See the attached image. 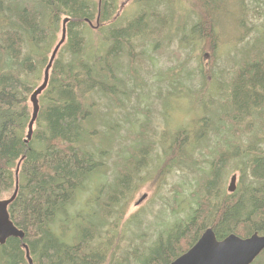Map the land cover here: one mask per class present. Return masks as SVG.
I'll list each match as a JSON object with an SVG mask.
<instances>
[{"label":"trees","instance_id":"trees-1","mask_svg":"<svg viewBox=\"0 0 264 264\" xmlns=\"http://www.w3.org/2000/svg\"><path fill=\"white\" fill-rule=\"evenodd\" d=\"M118 1L0 0V200L14 193L16 169L25 157L19 171L18 196L9 206L10 218L24 231L25 239L11 238L0 245V264H29L24 244L28 245L34 264H170L192 248L208 228L214 229L218 240L231 234L247 238L255 232L264 233V48L250 59L233 63L225 78L226 71H216L222 44L215 32L214 20L221 0H172L169 3V0H143L145 5L136 16L127 21L122 17L114 21ZM172 3L175 7L184 4L182 9L190 10L192 15L186 14L180 24L169 21V11L166 13L160 7L168 4L170 7ZM262 4L264 0H252V28L240 42L255 30ZM172 12L175 13V8ZM248 12L249 9L246 14ZM193 17L196 21L188 32L186 28ZM66 18H70L67 39L52 66L48 87L39 97L40 111L34 134L26 145L33 113L30 98L43 81ZM90 31L96 35V43L91 42ZM166 31L168 43L176 36L180 48L188 50L190 55L200 48L202 59L199 58L197 75L203 86L210 84L207 79L211 76L219 75L220 102L232 108L225 120L221 117L219 121L236 139L244 142L243 137L247 135L251 139L242 149L238 147L232 153L221 151L218 160L209 164V174L202 176L205 165L201 159H196L202 151L196 148L195 154H190L189 147L206 137L211 138L210 131L217 133L216 128H211V119L204 117L191 128L175 132L165 154L155 156L150 173H157L156 176L164 180L170 175L160 173L165 164L168 173L174 167L182 172H201V176H205L203 183L198 182V189L189 193L198 201H188L189 212L185 218L158 231V237L144 251L134 243L136 248L118 255L119 241L116 244L113 239H120L121 233L113 235L110 221L121 219L123 205L145 181L135 178L134 185L123 192L120 183L138 174L133 169L128 172L127 166L121 165L113 189L107 188L106 197V191L96 196L95 211L86 213V207L93 203H83L75 210L77 203L80 204L78 195L88 193L87 184L92 181L94 172L100 170V159H104L103 156L98 159L97 149L90 146L88 123L95 118L96 111V103L90 100L97 93L110 95L116 104L121 97H126L125 101L132 105L131 96L138 94L139 87L143 93L144 85L150 86L141 82L132 62L138 57L156 67L148 52L140 53V50L149 46L148 49L166 47L163 38ZM179 36L182 38L178 39ZM207 57L211 61H207ZM123 60L128 61V69L122 65ZM128 71L136 75L130 77ZM136 76L139 82L134 86L132 80ZM181 77L176 75V84L188 80ZM192 83L195 85L193 77ZM120 104V108L127 105ZM203 121H209L207 127ZM107 123L110 122L104 121L105 126ZM235 160L241 161L242 186L236 193L229 194L222 188L221 179L228 164ZM136 166L137 163L133 165ZM175 195L177 202L185 199L179 190ZM63 214L69 219L65 224L74 226L77 233L70 241L59 219ZM76 218L79 221L73 223ZM137 239L144 241L142 235ZM144 254L145 262L141 263ZM262 259L264 252L253 264H264L260 262Z\"/></svg>","mask_w":264,"mask_h":264},{"label":"rangeland","instance_id":"rangeland-1","mask_svg":"<svg viewBox=\"0 0 264 264\" xmlns=\"http://www.w3.org/2000/svg\"><path fill=\"white\" fill-rule=\"evenodd\" d=\"M126 1L119 0L118 6ZM168 2H172V0ZM245 5L249 8H246ZM139 6L133 0L126 4L124 9H127V11L123 12L125 15H122L126 18V21L134 15L136 16L142 10ZM182 6L184 4H178L176 7L173 4L165 8L166 13L169 11V21H175L177 24H180L186 14L192 15L190 10H183ZM173 8H175V13L172 12ZM219 8L220 11L214 20V29L222 45L219 48V54L216 59V71H226L227 76L225 78H227L231 72L233 63L250 59L252 55L264 48V4H262V8L259 10L261 18L256 22L255 30H251L252 32H250L249 37L242 42L240 40L245 36L247 30L252 28V0H221ZM248 9L249 12L246 14ZM193 21H196L195 17L192 18L186 31L189 32ZM88 36L92 43L97 42L95 39L96 35L91 31L88 32ZM163 36L164 45L167 48L159 45V48L154 49L155 47L151 45L152 49H148L149 46L146 49L142 48L140 50V53L147 50V56H151L155 60L156 67L150 61L138 59V57H135L132 62L133 65L131 64L135 66L141 82L150 85H144L146 89L143 93L142 90H138L136 96H131L133 100L132 105L120 108V103H124L127 100L126 97L122 98L121 96H119L121 100L118 104L115 103L110 95L106 96L95 93L91 98L90 103H96V111L95 118L89 120L90 122L88 123L89 129H91L90 146L92 149H97L96 157L98 159L99 156H103L104 159L103 161L100 159L102 164L100 170L94 172L92 181L87 184L89 185V187L87 186L88 189H86L88 193L83 196L78 195L80 204L77 203L78 206L76 205L75 210H79L80 205L83 203H93L86 207V213L89 214L93 210L95 211L97 209L94 205L96 196L103 193L105 190L104 186L110 188L118 180L120 176V163L127 165L130 153L142 150V144L134 138L138 130L134 125L129 127L126 122L124 123V121H142V118H145L141 112L142 110L150 111L155 121H163V126L171 132V135L181 129L191 128L196 121L204 117L211 119V128H216L217 133H211L210 131L211 138L206 137L198 143L191 144L189 147L190 154H195L194 150L196 148L202 151V153L196 156V159H201L203 165H205H202L204 168L202 176L206 172L209 174L211 170L209 164L218 160L221 151L228 150L232 153L238 147L242 149L249 145L250 135L243 137L244 142L240 141L231 134L232 132L228 133L224 128V123L219 121L221 117L225 120V115L232 108L227 105L224 106L220 102L222 89L219 86V75H213L210 77L211 79H207L210 84L206 86H203L200 76L197 75L199 58L202 59L200 48L193 51V54L190 55L188 50L180 48L179 41L175 39L176 36L170 43H168L169 34L167 31L164 32ZM60 38L61 30L58 41ZM181 38L179 36L178 39ZM206 60L211 61V58L207 57ZM127 63V60L122 61V65L128 69L130 66ZM170 68H173V71H167ZM129 73L128 71L127 74ZM191 73L194 74L191 75ZM175 74L184 76L188 80L184 79L180 84H176ZM133 75L136 74L132 71V74H129V76ZM192 77L195 80V85L192 83ZM137 82H139L138 76L134 79V85ZM222 102L224 103V101ZM104 121H109L110 123H107V126H105ZM203 123L207 127L209 121H203ZM241 142H243V146H240ZM121 150L123 151L121 152ZM208 150L212 152L209 153ZM140 161L139 159L138 162ZM152 162L154 163V160ZM240 164V160L232 161L224 170L221 186L225 191H227L231 177L236 174L240 175L237 191L241 188L240 169L242 165ZM165 165L161 168L160 173L170 175L161 180L159 176L156 178L157 173H154L156 179L154 178L151 181L153 172L150 173V169L146 170L145 178L144 180L142 179L145 181V184L136 190L133 196L123 205L121 219L110 221L112 223L113 235L117 236L119 231L121 233H119L120 239H113L116 244L119 241L120 250L117 253L118 255L128 254V251L136 248L134 243L139 244L144 251L158 237V231H164L185 218L189 212L188 206L190 201H198V198H193L189 193H193L198 189V182L202 184L205 176L202 177L201 172L178 171L176 167L168 173L165 171ZM90 187L92 188L91 191L89 190ZM181 188H185V190ZM178 190L185 198L180 202H177L178 196L176 197L175 195ZM145 193L149 195V198L143 204L137 206L136 203ZM192 204L196 206V204ZM99 211L101 212L98 208ZM70 213L72 215L75 214L74 211ZM59 219L63 222L64 233L69 235L68 240L73 239L77 233L74 226L65 224L69 220L66 218V214L60 215ZM112 219L116 220L114 217ZM76 220L78 219H74V222ZM72 230L74 232H71ZM138 235H142L144 241L138 240ZM64 238L67 239V237ZM145 257L146 254L141 257V263L145 262ZM260 262L264 263V260L262 259Z\"/></svg>","mask_w":264,"mask_h":264},{"label":"water","instance_id":"water-1","mask_svg":"<svg viewBox=\"0 0 264 264\" xmlns=\"http://www.w3.org/2000/svg\"><path fill=\"white\" fill-rule=\"evenodd\" d=\"M101 5V2H100ZM99 5V6H100ZM70 18H66L62 22L61 38L55 45L49 62L44 71L42 84L35 90L30 98L32 103L33 113L28 126L27 139L28 145L34 134V126L38 119L40 104L39 97L47 89L50 72L54 61L60 52L62 46L67 39V25ZM99 21V18H98ZM25 157H22L16 169V186L11 197L0 200V245L3 246L11 238L25 239L24 231L20 230L11 220L9 206L15 201L19 191V171L21 163ZM238 178L233 175L230 179L227 191L230 194L236 192ZM26 258L29 264H34L30 256L28 245L24 244ZM264 252V233L255 232L250 237L242 238L235 234L227 236L223 240H218L213 228H208L204 231L198 242L190 248L186 253L175 259L170 264H253L254 261Z\"/></svg>","mask_w":264,"mask_h":264},{"label":"flooded vegetation","instance_id":"flooded-vegetation-1","mask_svg":"<svg viewBox=\"0 0 264 264\" xmlns=\"http://www.w3.org/2000/svg\"><path fill=\"white\" fill-rule=\"evenodd\" d=\"M131 1L132 0H127L126 2H123V3H121L118 6V9H117L115 17H114V21L115 20L118 21L119 19H121V17L124 20H126V18L124 16H122V15H125L124 13H125V11H127V9H124V7L126 6V4L130 3ZM133 2H136V4L140 5L139 6L140 9L143 8L144 5H145L143 3V0H133ZM168 6H169V4H168ZM166 7L167 6H161L160 8H161V10H165ZM1 13L2 12L0 11V22H2L1 21ZM4 26H7L6 23H4ZM0 31H1V29H0ZM0 36H1V33H0ZM134 79H135V77H134ZM132 84L134 85V80H132ZM139 90H141L140 87H139ZM124 104L128 105V102L125 101ZM143 115L145 116V118H142V121H124V123L126 122L127 126L130 127L131 125H134L136 127V129L138 130V133L134 135V138L136 140H138V142L140 144H142V150L140 152L133 151L129 155L130 159L127 162V165H125V166H127L126 169H127L128 172H129L130 169L135 170L136 172H134V173H137L138 176H134L133 175L134 173H131L133 175V179H132V177H129L128 178L129 180H125V181H122L120 183L121 187L123 189V192H124V190L128 189L129 187H131V185H134L135 178H137L139 181H142V179L144 180L145 174H146L145 171L148 170L149 167H151V165L153 164L152 160L155 161V156L157 154H165L166 147L167 148L170 147L171 139L174 136V134L171 135V132L168 131L167 128H165L163 126V123H162L163 121H155V119L152 118V115L150 114V111L147 110L146 112L143 113ZM162 138H163V140H162ZM132 157L134 159L135 158H138V159L136 161H134V159H132ZM139 159L141 160L140 162H138ZM135 163H137L138 166L133 167V165ZM121 165H124V163H120V166ZM152 177L155 178L154 173H153ZM157 177L158 176H156V178ZM237 178H238V181H239L240 175H237ZM158 184H157V186H158ZM237 187H238V183H237ZM104 188H105V190L103 192H105L107 190L106 186H104ZM109 189H113V187L111 186L110 188H108V190ZM236 192H237V189H236ZM100 194H102V193H100ZM105 196H106V192H105ZM148 198H149L148 194H146V193L143 194L142 197L139 199V201L136 203V205L140 206L145 201H147ZM77 206H78V204H77Z\"/></svg>","mask_w":264,"mask_h":264},{"label":"bare ground","instance_id":"bare-ground-1","mask_svg":"<svg viewBox=\"0 0 264 264\" xmlns=\"http://www.w3.org/2000/svg\"><path fill=\"white\" fill-rule=\"evenodd\" d=\"M146 45V44H145ZM147 47V46H146ZM145 48V47H144ZM147 51V50H146ZM150 51V50H149ZM59 55V54H58ZM58 55H57V57H56V59H55V61L57 60V58H58ZM55 61H54V63H55ZM33 62V61H32ZM43 82V81H42ZM42 82H41V84H42ZM40 84V85H41ZM28 123V122H27ZM19 124V123H18ZM15 191V190H14ZM19 192V191H18ZM63 209V208H62ZM57 214V213H56ZM85 216V215H84ZM112 216V215H111ZM73 218H75V217H73ZM77 219V218H76ZM77 221H79V220H77ZM55 222V221H54ZM74 222V221H73ZM57 223V222H56ZM80 223V222H79ZM56 230V229H55Z\"/></svg>","mask_w":264,"mask_h":264}]
</instances>
